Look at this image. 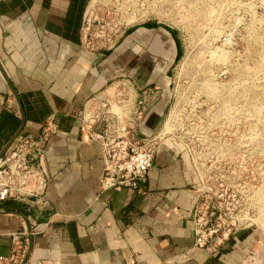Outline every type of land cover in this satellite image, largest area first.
Returning a JSON list of instances; mask_svg holds the SVG:
<instances>
[{
  "label": "crops",
  "instance_id": "crops-1",
  "mask_svg": "<svg viewBox=\"0 0 264 264\" xmlns=\"http://www.w3.org/2000/svg\"><path fill=\"white\" fill-rule=\"evenodd\" d=\"M89 2L0 1V155L17 134L38 136L47 118L59 126L45 146V196L0 202V256L10 254L12 235L37 228L26 237L24 264L243 263L254 243L249 228L213 254L194 246L197 193L174 149L158 150L138 184L142 193L100 189L102 151L83 128L85 107L123 78L158 88L138 118V136H152L172 107L168 80L182 47L172 28L147 21L127 27L111 50L86 52L81 27Z\"/></svg>",
  "mask_w": 264,
  "mask_h": 264
},
{
  "label": "rangeland",
  "instance_id": "rangeland-1",
  "mask_svg": "<svg viewBox=\"0 0 264 264\" xmlns=\"http://www.w3.org/2000/svg\"><path fill=\"white\" fill-rule=\"evenodd\" d=\"M140 2L90 0L89 32L118 26ZM148 6L156 14L150 18L177 32L182 47L168 80L176 136L190 153L214 151L194 156L206 164L216 205L227 216L245 217L253 232L241 264H264V0H148ZM185 166L200 183V167L191 158Z\"/></svg>",
  "mask_w": 264,
  "mask_h": 264
},
{
  "label": "built area",
  "instance_id": "built-area-1",
  "mask_svg": "<svg viewBox=\"0 0 264 264\" xmlns=\"http://www.w3.org/2000/svg\"><path fill=\"white\" fill-rule=\"evenodd\" d=\"M135 6L137 4H134L131 10L127 8L121 23H118V26L114 25L107 32L90 33V22L89 19L86 20L85 13L81 27L83 50L92 53L103 49L111 50L122 37L124 30L135 25L136 20H140L139 23L154 21L163 25L156 17L150 18L156 14L148 6V0H141L136 10ZM158 97V88L139 89L132 81L123 78L110 84L101 95L94 97L85 107L82 116L83 128L92 140L98 141L102 151L104 174L100 189L109 191L130 186L142 193L138 184L144 182L153 158L161 146L166 145L174 149L184 163L186 155L188 159L186 163L191 158L196 168L199 166L201 169L199 172L195 168L199 172L200 183L191 178L192 189L197 193V201L192 212L194 246L210 254L216 253L232 235L248 228L244 222L247 219L240 218L239 215L235 218L227 216L230 212L222 211L216 205L215 194H211L209 172L204 170L206 164L200 162L202 159L200 156H194L195 153L209 155L214 151L209 147L206 150L198 149L197 152L192 150L191 154L181 137L176 136L173 120L170 119L171 108L158 131L149 137L138 136L140 113L147 110ZM114 106L118 112L112 110ZM167 121L170 130H165ZM58 128L53 116L47 118L38 136L17 134L7 150L0 155V202L7 200L22 202L33 198L42 199L45 196L49 181L43 165L45 146ZM178 146L180 150L177 149ZM47 225L46 223L44 226ZM39 232L34 228L28 233L12 235L11 252L7 256H0V264H24L29 249V240L26 237Z\"/></svg>",
  "mask_w": 264,
  "mask_h": 264
},
{
  "label": "bare ground",
  "instance_id": "bare-ground-1",
  "mask_svg": "<svg viewBox=\"0 0 264 264\" xmlns=\"http://www.w3.org/2000/svg\"><path fill=\"white\" fill-rule=\"evenodd\" d=\"M132 20H133V19H132ZM132 20H131V21H132ZM249 87H250V86H249ZM112 110H113L114 112H118V109H117L116 106H114ZM165 130H170V124H169V121H167V123L165 124ZM184 157H185L186 162H187V161H188L187 156L185 155ZM261 224H262V226L264 227V224H263V223H261Z\"/></svg>",
  "mask_w": 264,
  "mask_h": 264
},
{
  "label": "water",
  "instance_id": "water-1",
  "mask_svg": "<svg viewBox=\"0 0 264 264\" xmlns=\"http://www.w3.org/2000/svg\"><path fill=\"white\" fill-rule=\"evenodd\" d=\"M2 72V71H1ZM2 75H3V77L6 79V77H5V75L3 74V72H2Z\"/></svg>",
  "mask_w": 264,
  "mask_h": 264
}]
</instances>
